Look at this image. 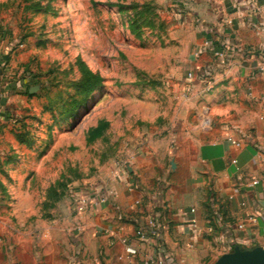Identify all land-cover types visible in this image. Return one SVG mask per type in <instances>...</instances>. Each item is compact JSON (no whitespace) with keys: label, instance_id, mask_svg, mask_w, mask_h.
Returning <instances> with one entry per match:
<instances>
[{"label":"rangeland","instance_id":"1","mask_svg":"<svg viewBox=\"0 0 264 264\" xmlns=\"http://www.w3.org/2000/svg\"><path fill=\"white\" fill-rule=\"evenodd\" d=\"M198 10L195 0H0V239L79 240L76 203L118 173L133 131L180 126L182 100L208 93L197 95L192 71ZM80 61L103 78L85 102ZM101 120L110 126L88 143Z\"/></svg>","mask_w":264,"mask_h":264},{"label":"crops","instance_id":"2","mask_svg":"<svg viewBox=\"0 0 264 264\" xmlns=\"http://www.w3.org/2000/svg\"><path fill=\"white\" fill-rule=\"evenodd\" d=\"M195 3L202 42L192 71L202 77L194 86L208 93L182 100L180 126L133 131L127 172L90 192L114 195L75 221L79 240L53 241L50 231L36 243L0 239V264H215L234 246L264 247V0ZM153 219L158 231L141 241L137 229Z\"/></svg>","mask_w":264,"mask_h":264},{"label":"built area","instance_id":"3","mask_svg":"<svg viewBox=\"0 0 264 264\" xmlns=\"http://www.w3.org/2000/svg\"><path fill=\"white\" fill-rule=\"evenodd\" d=\"M210 43L209 42H206V46H209ZM215 55L216 56H219V57H222L223 56V53L221 51H215ZM203 128L205 130H209L211 129V122L209 120H204L203 122ZM229 142L233 143L234 145L240 147L242 145V142H239V141H236V140H233L232 138H229L228 139ZM234 163H237L236 160L233 161ZM126 164H128L127 161H121V164L119 162V166L121 165V168L120 170L118 171V173L116 174V178L120 177L122 175V172L121 170H123V172H127V166ZM126 167V168H125ZM258 182L257 181H254L253 182V185H257ZM133 189V186H129L128 187V190L131 191ZM114 195V192L113 190H108L107 193H104L102 194L101 196L99 197H95V198H92L90 196H87V195H84V196H81L79 198V200L77 201L76 203V206H75V211L78 213V214H83L85 213L88 209H90L92 206L94 205H104L106 203L109 202V199ZM233 198V197H231ZM137 204H140V202H137ZM195 213H196V209L195 208H191L190 209V212H189V220H190V223H192L193 225L196 224L197 220H196V217H195ZM251 220L253 218H250ZM240 227H243V225H241ZM159 229V226H158V223L155 219L153 220H150L149 224H148V228H144V227H140L137 229V237L138 239H140L141 241H145L147 240L149 237H150V233L152 232L155 233L157 232ZM127 252L129 254H136L137 251L135 249H132V248H128L127 249ZM160 264H162V262H160Z\"/></svg>","mask_w":264,"mask_h":264},{"label":"trees","instance_id":"4","mask_svg":"<svg viewBox=\"0 0 264 264\" xmlns=\"http://www.w3.org/2000/svg\"><path fill=\"white\" fill-rule=\"evenodd\" d=\"M118 6V4H117ZM131 31L137 36H139V33L137 31L136 24H131L130 26ZM80 71L82 74L81 79V85H80V93L83 96L84 102L95 92L97 91L103 82V78L95 74L91 69L88 68L83 62L80 61ZM77 106L80 104L79 102H76ZM110 126L109 122L106 120H101L96 127H93L89 129L88 135H87V142L91 143L95 141L96 139L100 138L104 132L107 130V128ZM236 246L232 248V251L234 250Z\"/></svg>","mask_w":264,"mask_h":264},{"label":"water","instance_id":"5","mask_svg":"<svg viewBox=\"0 0 264 264\" xmlns=\"http://www.w3.org/2000/svg\"><path fill=\"white\" fill-rule=\"evenodd\" d=\"M215 264H264V247L245 249L236 246L233 251L223 254Z\"/></svg>","mask_w":264,"mask_h":264}]
</instances>
